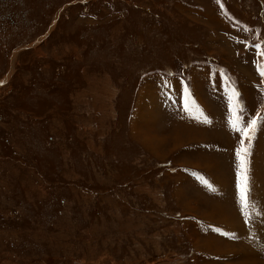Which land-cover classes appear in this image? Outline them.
I'll use <instances>...</instances> for the list:
<instances>
[{
  "label": "rangeland",
  "instance_id": "1",
  "mask_svg": "<svg viewBox=\"0 0 264 264\" xmlns=\"http://www.w3.org/2000/svg\"><path fill=\"white\" fill-rule=\"evenodd\" d=\"M262 53L264 0H0V264H249L243 226L264 261V126L245 216L228 121L232 88L264 118ZM154 106L158 156L131 130Z\"/></svg>",
  "mask_w": 264,
  "mask_h": 264
},
{
  "label": "crops",
  "instance_id": "2",
  "mask_svg": "<svg viewBox=\"0 0 264 264\" xmlns=\"http://www.w3.org/2000/svg\"><path fill=\"white\" fill-rule=\"evenodd\" d=\"M224 50V49H223ZM259 64L261 65V60L259 59ZM193 88H194V90L195 91H199L198 90V88L196 87V85H195V83L193 84ZM147 91H149L150 92V90L148 89ZM197 96V98H198V100L201 102V104H203V106H202V108H203V111H207L208 109L205 107V105L207 104L206 102H205V100L203 99V98H201L199 95H196ZM151 99V98H150ZM230 100V99H229ZM185 101H186V93H185V91L183 92V97L181 98V102H180V107H181V109H182V112L183 113H186V114H189V111H187L186 109H185ZM151 103V102H150ZM153 105H155V103H153ZM154 109H152L151 111H149L147 114L145 113H143L142 115H137V117H136V121L135 122H133L132 123V125H131V130H132V132H133V135H135L140 141H143V143L145 144V146H146V148H150V150H152L153 151V153L155 152V154L158 156L159 155V152H157L159 149H162L163 148V146L165 145V141L167 140V138L169 137V136H167V135H154V136H152L153 134H151V132L150 131H155L158 127H160V125H158V117L160 116V113H159V111L157 110V107H153ZM144 115H146V116H144ZM228 121H229V124H230V128H231V130L233 129V127H232V125H231V123H230V120H229V118H228ZM150 128H153V129H150ZM261 128H262V126H261ZM264 128V127H263ZM262 128V129H263ZM261 129V130H262ZM193 131V130H195V128H188L187 126H185V124H183V126L182 125H178V128L175 130V131H173L172 133V135H175V134H177V133H179V132H181L182 134H183V137L185 136H187V133H189V131ZM200 131V130H199ZM201 133H204L203 131H200ZM195 133H197V132H195ZM195 133H191V136L189 137V138H194V136H193V134H195ZM198 134V133H197ZM182 136V135H181ZM188 138V139H189ZM196 138H197V135H196ZM180 140L182 141V138L180 137ZM206 157H209V156H207V155H205V158ZM206 165H207V167H209L210 166V163H209V161L207 160L206 161ZM210 168V167H209ZM213 168V167H212ZM210 182V184L212 185V186H217L219 183L218 182H216V180L213 178V179H211V181H209ZM238 183H239V181H238V176H237V188H236V190H237V194L239 195V191H238ZM222 185V184H221ZM195 187V189H197V191H198V187L197 186H194ZM201 190V189H200ZM236 190H235V192H236ZM214 191H215V189H214ZM214 191H212V192H210V193H213ZM218 191H216L215 192V196H218ZM254 194V190H253V188H251V194ZM205 196V195H204ZM206 197V196H205ZM208 199V198H207ZM251 202H252V206H253V203L255 204V202L257 203V200L256 199H254V197H253V201H252V199H251ZM191 203H196V201L194 202V200H191V202H190V205H191ZM239 204H240V200H239ZM192 206V205H191ZM189 207V209H191V210H195L196 209V207L195 206H193V207ZM223 209V208H222ZM221 209V211H223V213L225 212L224 210H222ZM220 211V213H219V209H212V211L210 212V213H207V214H203L202 216L203 217H205V218H207V219H210L209 221L211 222V221H213L212 219L213 218H216L217 220H218V222L220 221V218H221V216H223V217H225L224 216V214L222 213ZM206 213V212H205ZM217 213V214H216ZM208 221V220H207ZM255 228V225H254V227L253 226H250V228ZM224 228V227H223ZM232 228H235V227H232ZM244 232H246V227L245 226H243V227H241V228H239V229H232L231 231H229L228 233H232L233 234V237H232V239L233 238H238V239H240V240H242L243 242H245V244H241L240 246H238V245H226L227 243H225V245H226V247H227V249L230 251V252H235L236 254H237V258H241V257H243L244 256V259H246V261H245V263H255V264H264V261L262 260V259H259V253L257 252V247H259V244H256V243H254L253 241L255 240V238H253V239H251L250 238V234L251 233H253L254 232V230L253 229H248V236L249 237H247V242H246V238L244 237ZM263 233H264V231L262 230V229H257L256 230V236L258 237V236H262L263 235ZM217 236V235H216ZM218 238H215V237H209V239H208V241H209V243H208V246L209 247H216L217 249H220L219 247H218V245H216V243L217 242H223V241H226V240H224V238H221V237H219V236H217ZM220 238V239H219ZM227 239V238H226ZM228 239H230V238H228ZM231 240V239H230ZM213 241H215L216 243H214ZM218 244V243H217ZM220 246V245H219ZM220 247H222V246H220ZM233 247H235L237 250H233L232 248ZM226 250V249H225ZM233 250V251H232ZM247 251H249V252H247ZM233 252V253H234ZM232 253V254H233ZM245 253L247 254V255H245ZM250 261H252V262H250ZM244 264V263H243Z\"/></svg>",
  "mask_w": 264,
  "mask_h": 264
},
{
  "label": "snow or ice",
  "instance_id": "3",
  "mask_svg": "<svg viewBox=\"0 0 264 264\" xmlns=\"http://www.w3.org/2000/svg\"><path fill=\"white\" fill-rule=\"evenodd\" d=\"M264 54V53H262ZM260 75L264 77V66H257ZM186 101L185 109L191 111L193 108L199 110V106L195 104V101L191 99V93L185 88ZM240 93L232 88L230 95L231 102V112L234 119L231 121V125L234 130L242 133V140L240 147L236 151V156L238 159V191L240 196V204L245 216L249 215L248 209L252 206L251 202V186H250V161L249 156L251 155V145L250 141L254 139L257 129L261 126H264V118L257 115L250 122H245L243 116L240 113L246 111L244 105L239 101ZM203 115V113H202ZM207 121V117H205ZM248 141L249 143H245ZM204 183L209 188H212V185L208 183L207 180H204ZM214 190V189H213Z\"/></svg>",
  "mask_w": 264,
  "mask_h": 264
}]
</instances>
